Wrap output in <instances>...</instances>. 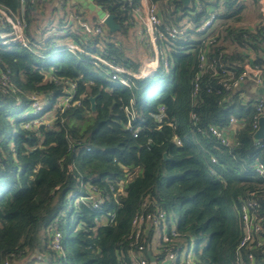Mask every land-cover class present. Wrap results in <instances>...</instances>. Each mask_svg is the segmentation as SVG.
<instances>
[{
	"label": "trees",
	"instance_id": "1",
	"mask_svg": "<svg viewBox=\"0 0 264 264\" xmlns=\"http://www.w3.org/2000/svg\"><path fill=\"white\" fill-rule=\"evenodd\" d=\"M50 1L0 0L12 17L24 18L29 46L0 45V264H119L136 245L132 218L156 208L177 222L174 244L194 242L196 264H264L261 249L253 250V262L248 249L236 250L238 210L250 191L258 192L264 212V180L251 170L261 157L252 147L253 110L221 86L223 70L240 73L234 65L249 60V52L253 63H264L262 16L244 27L243 0H198L204 10L195 15L194 0L186 7L180 0H149L162 22L175 26L184 14L197 23L206 9L217 8L216 24L203 36L214 40L202 68V36L195 35L170 51L168 69L126 88L67 43L91 53L102 49L136 69L124 39L139 0H93L115 16L118 32L106 28L85 37L77 26L39 40L33 32ZM68 92L72 98L58 108ZM32 96L42 103L37 112ZM89 97H95L93 111ZM126 108L135 117L131 127ZM231 115L243 125L222 146L209 127L225 125ZM54 229L62 252L51 247Z\"/></svg>",
	"mask_w": 264,
	"mask_h": 264
},
{
	"label": "built area",
	"instance_id": "2",
	"mask_svg": "<svg viewBox=\"0 0 264 264\" xmlns=\"http://www.w3.org/2000/svg\"><path fill=\"white\" fill-rule=\"evenodd\" d=\"M125 1L131 2V0ZM194 4L195 13L193 15L204 10L198 0H194ZM258 8L262 19H264V0H258ZM133 18L139 23H142L144 29L140 28V33L145 34L151 45L150 57H146L136 69H133L132 66L117 64L112 59L107 58L108 54L104 50L102 51V49L98 53H91L87 50L81 52L86 56H90L93 64H101L107 68L109 78L119 82L120 85L126 88H131L133 80L149 77L155 74L159 68L168 69L171 65L170 51L176 48L183 49V46L180 45L182 43L180 40L191 42L194 40L193 37L195 35H198V37L205 36L216 24L218 10L217 8L212 9L211 7L208 8V11L206 9V12L200 17L197 23H192V30L188 27L164 24L158 14L157 7L149 0H139V5L131 11L129 21L133 22ZM77 22L78 26L82 29V33L87 36H101L105 31L102 19L95 24H89L81 20H77ZM7 26L10 27L9 30L4 31ZM25 28L26 22L23 17H12L0 5V45L8 48L16 47L17 49L28 48V41L24 34ZM202 37L203 51L199 58L200 68L205 65V51L208 50L209 45L214 40L207 36ZM35 48L39 49L41 45L36 44ZM69 48L73 49L74 47L69 46ZM255 59V53L249 52V60H246L242 64L236 63L234 66L241 68L238 74L234 73V70L230 67L223 70L225 78L221 81V86L231 92V95L235 97V100L239 104L248 109L252 108L253 110L251 123L252 147L261 153V157L256 158L251 170L259 178L264 180V138H254V133L259 127L258 120L264 116V97L261 95H252L259 87L263 91L264 63H253ZM1 77V79H6L4 74ZM70 86L72 92L74 83H71ZM71 98L72 94L68 92L62 97V102L57 107L60 108V105H67ZM32 100L31 105L34 108L33 110L37 112L42 108V103L35 96H32ZM126 111L129 117L127 127H131L132 123H130V120H134L135 117L129 108H126ZM156 117L160 119L161 115H157ZM242 125V117L239 120L236 116L231 115L225 125L220 127L212 125L209 127V132L218 140L220 145L230 146L235 141L237 129ZM174 141L176 144H181L179 137H175ZM211 161L215 162L216 160L212 157ZM260 207L261 202L258 192L253 190L241 202L238 210L241 238L236 250L238 252L242 248L248 249L246 258L250 262H253V250L261 249L264 251V212L260 210ZM176 223L175 220L169 218L167 213L160 208H156L148 213L140 212L135 214L131 220V238L133 239L134 245H136L129 249L127 255L121 254L119 264H196L193 256L195 252L194 242L190 241L189 243L185 242L182 244H174L173 242L176 237ZM155 229L161 230L162 234L160 241L155 245V249L150 251L151 255L155 258L153 261H150L147 256V249L148 246L150 247L153 244L152 235ZM53 235L51 238L52 248L56 252H62L61 233L56 230ZM236 264H242L241 259H237Z\"/></svg>",
	"mask_w": 264,
	"mask_h": 264
},
{
	"label": "rangeland",
	"instance_id": "3",
	"mask_svg": "<svg viewBox=\"0 0 264 264\" xmlns=\"http://www.w3.org/2000/svg\"><path fill=\"white\" fill-rule=\"evenodd\" d=\"M72 2H78L79 4L82 5L83 8H85L86 12L82 15V18L89 21V22H92V15L93 16H100L103 13L100 8H98L97 6H95L94 3H92V0H67L66 6H65L66 7L65 8L66 14H65V16L62 15V18H60L61 16L60 17L54 16V19L50 20V22H49L48 19H51L50 14H47L46 11H45V14L43 13L44 14L43 16H41V14H39L40 15V18L38 16L39 21L41 20V23L43 22L41 25L42 29H40L42 31L41 32L39 31L36 34V36L39 38V40H44L45 38H48L51 36L58 37V36H56L57 34L64 33V31H66L68 29L77 30L76 27L78 26V22H77V19L74 18V15H73L74 12L71 11L72 9H70V4ZM154 5L157 7V5L155 3H154ZM45 7L47 10V6H45ZM40 12H43V9ZM256 14L257 13L255 11L249 13L250 17H252V18H256L258 16ZM245 19L248 20L247 17ZM178 25H180L182 27H188L190 30H192V28H193V24H192L188 14H184L181 17V19L178 21ZM137 28H139V30H141V29H144V26L140 23V24H138ZM78 32L80 33V35L83 34L81 31H78ZM83 35L85 37H87V35H85V34H83ZM132 39H133L132 42L126 41L124 43V46H125L126 50L130 51V52H127V54L134 61L138 62V66H140V64L142 63V61L146 57H150L151 45L149 44L148 39L146 38L145 34H143V35L140 34V36H137V38H136V35L133 34ZM92 45L93 44L91 43L90 46H92ZM98 45L101 46L102 42H99ZM153 75H151V76H153ZM252 95L257 96L254 93ZM60 102H62V97L60 99L58 98V103H60ZM47 115H48V113L45 116H47ZM46 119H49V118H46ZM55 231L56 230L54 229L53 233ZM53 233H52V235H53ZM161 234H162L161 230H159V229L154 230V233L152 235V238H153L152 248H154V245L160 241ZM192 247H194V245H192ZM38 257H39V255H37V258Z\"/></svg>",
	"mask_w": 264,
	"mask_h": 264
},
{
	"label": "crops",
	"instance_id": "4",
	"mask_svg": "<svg viewBox=\"0 0 264 264\" xmlns=\"http://www.w3.org/2000/svg\"><path fill=\"white\" fill-rule=\"evenodd\" d=\"M66 2H67V0H51L50 1V3H48V4H46V6H47V10L45 9V11L47 12V14H50V18L51 19H48L49 20V22H50V20H52V19H54V16H58V17H60V18H62V15L63 16H65V14H66V12H65V6H66ZM92 3H94L93 2V0H92ZM242 4H244V6H245V18L247 17L248 18V20H246L245 18V20H243L241 23L244 25V27H253V26H255V24L259 21L258 20V18L256 17V18H252V17H250V15H249V13H251V12H256L257 14L256 15H261L260 14V12H259V8L258 7H256V4H254V2H253V0H243L242 1ZM96 6V5H95ZM46 8V7H45ZM99 8V7H98ZM70 9H72L71 11H73L74 12V18H76L77 20H84L85 22H87V23H90V24H95V23H97L98 21H99V19H101L104 15H105V12H103L102 13V15H100V16H93L92 15V22H89V21H87V20H85V19H83L82 18V15L86 12L85 11V8H83L82 7V5L81 4H79L78 2H72L71 4H70ZM78 9V14H76L75 13V11ZM250 18V19H249ZM133 20H134V18H133ZM61 21V20H60ZM43 23V22H42ZM42 23L40 24V27L37 29V30H34V32L33 33H35L34 34V36L35 37H37L36 36V34H37V32H41L42 30H40V29H42L41 28V25H42ZM130 24H132L131 25V27H130V29H129V31L127 32V36H126V38L124 39L125 40V42L127 41V42H132V36H133V34L134 35H136V38H137V36H140V30H139V28H137V26H138V24H140L137 20H134L133 22H129ZM263 23H264V19H263ZM142 24V23H141ZM141 27V26H140ZM105 29H106V27H105ZM120 30V29H119ZM139 30V31H138ZM105 32V31H104ZM116 32H118V30L116 31ZM140 33V34H139ZM104 34V33H103ZM141 35H143V34H141ZM46 39V38H45ZM58 46V45H57ZM67 46L69 47V46H73L74 48L73 49H75V50H78L79 52H83V51H89L90 52V50H89V48H87L86 46H84V47H82V46H80L79 44H76L75 42H69V43H67ZM96 46L97 47H99V48H101V46H99V45H97L96 44ZM258 90L259 89H256L255 91H254V93L256 94V95H261V96H263L264 97V92L263 91H261V92H258ZM260 91V90H259ZM156 245V244H155ZM155 245H154V248H152V244L150 245V247L148 246V249H150V251L151 250H154L155 249ZM148 249H147V251H148Z\"/></svg>",
	"mask_w": 264,
	"mask_h": 264
},
{
	"label": "water",
	"instance_id": "5",
	"mask_svg": "<svg viewBox=\"0 0 264 264\" xmlns=\"http://www.w3.org/2000/svg\"><path fill=\"white\" fill-rule=\"evenodd\" d=\"M182 5L184 7L189 6L191 0H180ZM102 23L103 25L107 28L108 31L110 32H114L120 29V26L116 23L115 21V16L113 14H109L106 13L103 17H102ZM259 89L258 92L262 91V88L259 87L257 88ZM264 91V88H263ZM94 99L95 97H89V101H90V108L93 111L95 109V103H94ZM258 129L257 131L254 133V138H264V116L260 117L258 120ZM147 256L149 257L150 261H153L155 258L151 255L150 253V249H148L147 251Z\"/></svg>",
	"mask_w": 264,
	"mask_h": 264
},
{
	"label": "bare ground",
	"instance_id": "6",
	"mask_svg": "<svg viewBox=\"0 0 264 264\" xmlns=\"http://www.w3.org/2000/svg\"><path fill=\"white\" fill-rule=\"evenodd\" d=\"M106 14V13H105ZM102 19V18H101ZM100 20V19H99ZM81 21H84V20H81ZM90 24V23H89ZM78 28L81 30V32H82V29L78 26Z\"/></svg>",
	"mask_w": 264,
	"mask_h": 264
}]
</instances>
